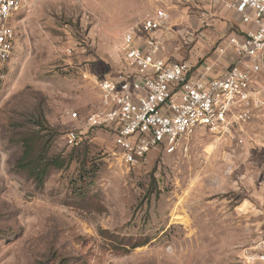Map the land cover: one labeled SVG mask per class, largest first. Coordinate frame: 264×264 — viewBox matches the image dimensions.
I'll list each match as a JSON object with an SVG mask.
<instances>
[{
  "label": "rangeland",
  "instance_id": "374dc122",
  "mask_svg": "<svg viewBox=\"0 0 264 264\" xmlns=\"http://www.w3.org/2000/svg\"><path fill=\"white\" fill-rule=\"evenodd\" d=\"M152 4L26 0L10 20L15 53L0 87V264H262L264 232L234 212L250 196L251 153L230 160L221 148L232 140L198 129L187 150L152 152L127 168L114 135L87 128L100 105L97 81L127 72L124 35L154 14ZM257 91L264 97V87ZM246 131L240 147L252 145ZM69 132H82L83 146L68 147ZM27 135L45 142L50 158L66 159L42 188L16 168ZM257 141L264 145V130Z\"/></svg>",
  "mask_w": 264,
  "mask_h": 264
},
{
  "label": "built area",
  "instance_id": "2783aa9c",
  "mask_svg": "<svg viewBox=\"0 0 264 264\" xmlns=\"http://www.w3.org/2000/svg\"><path fill=\"white\" fill-rule=\"evenodd\" d=\"M25 4L26 0H0V87L15 53V30L9 22ZM228 6L253 28L228 39L237 61L222 77L205 82L189 79L187 63L157 58L162 48L159 40H149L148 50L139 46L141 35L153 36L165 26L169 16L163 9L124 35L121 50L127 72L97 81L100 105L88 117L87 128L111 132L127 168L143 164L152 152L187 150L188 136L198 129L234 140V129L252 120L259 107L252 85L264 71V0H230ZM71 116L76 119L78 114ZM65 141L68 147L78 148L84 135L69 132ZM256 259L264 264V253Z\"/></svg>",
  "mask_w": 264,
  "mask_h": 264
},
{
  "label": "crops",
  "instance_id": "0c3cea01",
  "mask_svg": "<svg viewBox=\"0 0 264 264\" xmlns=\"http://www.w3.org/2000/svg\"><path fill=\"white\" fill-rule=\"evenodd\" d=\"M229 2L230 0H155L158 9H163L169 19L153 36L141 35L138 38L139 46L148 50L149 40H159L162 48L156 57L168 62L187 63L191 68L189 79L192 82L222 77L237 61L228 39L232 36L241 37L253 28L242 22L241 16L228 6ZM155 4L149 7L147 13ZM259 85L264 87V71L254 77L252 85L254 98L259 102L252 120L243 128H235L236 140L229 141L221 149L230 160H233V153L252 154V167L247 172L252 181L250 196L234 212L246 220L251 219L248 225L256 231L264 232V145L257 141L264 130V118L257 116L258 110L264 105V97L259 98L257 95ZM248 125L249 128L252 127V145L240 147ZM263 253L264 251L259 254Z\"/></svg>",
  "mask_w": 264,
  "mask_h": 264
},
{
  "label": "trees",
  "instance_id": "16d2710c",
  "mask_svg": "<svg viewBox=\"0 0 264 264\" xmlns=\"http://www.w3.org/2000/svg\"><path fill=\"white\" fill-rule=\"evenodd\" d=\"M32 136L27 135L23 138V152L16 161V168L20 171L27 172L36 186L42 188L46 179L54 169L59 170L66 167V159L60 157L50 158L48 156L47 144L45 142L43 143L40 138L34 136L41 141V147L34 141L36 138Z\"/></svg>",
  "mask_w": 264,
  "mask_h": 264
}]
</instances>
